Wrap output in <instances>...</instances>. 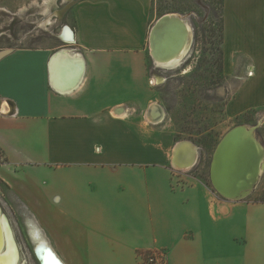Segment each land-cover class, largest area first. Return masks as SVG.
<instances>
[{
  "label": "crops",
  "instance_id": "0c3cea01",
  "mask_svg": "<svg viewBox=\"0 0 264 264\" xmlns=\"http://www.w3.org/2000/svg\"><path fill=\"white\" fill-rule=\"evenodd\" d=\"M151 6L80 0L71 38L0 57V181L63 264H137L154 249L168 264H264V142L253 135L263 173L252 191L225 199L189 174L202 153L173 169L174 137L145 118ZM221 24L234 119L264 109V0H222Z\"/></svg>",
  "mask_w": 264,
  "mask_h": 264
},
{
  "label": "rangeland",
  "instance_id": "374dc122",
  "mask_svg": "<svg viewBox=\"0 0 264 264\" xmlns=\"http://www.w3.org/2000/svg\"><path fill=\"white\" fill-rule=\"evenodd\" d=\"M79 1L0 0V57L17 49L55 44L56 39H63L67 33L71 38L74 31L72 9ZM221 3L222 0H152L151 6L154 19L171 13L183 16L192 36L187 55L177 68L159 69L150 61L148 63L153 84L152 101L162 115L159 131L161 136L167 133L173 136L174 144L189 141L202 153L200 164L196 161V168L189 174L211 190L212 155L229 131L240 125L257 127L256 136L264 142V123L260 120L264 118V109L234 119H229L224 111L234 91L221 69ZM147 116H151L148 111L145 118ZM154 121L159 122L158 119ZM0 213L13 232L17 250L19 248V262L39 264L28 226L29 220L38 222L22 204L12 201L9 189L1 181Z\"/></svg>",
  "mask_w": 264,
  "mask_h": 264
},
{
  "label": "water",
  "instance_id": "95a60500",
  "mask_svg": "<svg viewBox=\"0 0 264 264\" xmlns=\"http://www.w3.org/2000/svg\"><path fill=\"white\" fill-rule=\"evenodd\" d=\"M186 34L187 28L181 19L174 16L169 17L166 14L160 16L149 32L150 54L151 48L157 51V42H159V44L163 45V51L160 54L173 57L180 52L184 39H186ZM242 127H246V125L236 126L223 137L214 152L210 164L211 184L216 192L225 199L237 200L246 197L257 183L256 180H253L251 189H243L241 187L245 176L248 177V181L254 177L257 164L256 146L253 142H251L252 145H246V141H244L240 131ZM253 128L255 130L256 127ZM254 136L256 139L255 132ZM258 144L262 147L259 142ZM184 151H187L189 155L191 154L190 159L194 157L195 162L197 148L189 141L178 142L173 147L172 159V167L176 170H184L183 168H176L174 165L177 164V160ZM237 181L240 183H237ZM33 252L39 264H45V261L37 257L36 251L34 250Z\"/></svg>",
  "mask_w": 264,
  "mask_h": 264
},
{
  "label": "bare ground",
  "instance_id": "6f19581e",
  "mask_svg": "<svg viewBox=\"0 0 264 264\" xmlns=\"http://www.w3.org/2000/svg\"><path fill=\"white\" fill-rule=\"evenodd\" d=\"M166 15H168L169 17L174 16V17L181 19L187 28L186 39H184L183 46H182L180 52L177 53L176 55H174L173 57H171V55L168 56V55L160 54L163 51V45H161V43L159 44V42H157V51L154 50L153 48H151V53L153 55L156 67H158L159 69L162 68L165 70L166 69L170 70V69L177 68L184 61V58L187 55V52H188L190 45H191L192 36H191V30H190L189 24L183 16L176 14V13H171V14H166ZM159 79L160 78H158V81H159ZM241 133H242L243 138L246 137V138H244L247 141L246 145L249 144L248 143L249 140H250L249 142H253L256 146V152H258L259 156L260 155L262 156V150L256 144V142L253 138V135H254V134H252L253 129L252 128H250V129L243 128ZM257 157H258V155H257ZM192 164H193V160L184 166H178L177 164H174V165L176 168H183L184 170H186L188 167H191ZM257 166L258 167L255 169V175L251 180L248 181L247 176H245V178H244V182H246V186L248 188L252 184L253 180L257 179L256 178L257 174H259V171H260L259 170L260 167L258 164H257ZM24 223H25V221H24ZM28 226H29V231H30V235L32 238L31 242H33L32 248H33V251L34 250L36 251L37 257L39 259H42L43 261H45V264H63L61 259L57 256V254L52 249L50 243L48 242V240L46 239V237L44 236V234L40 230V227L35 222V220H29ZM25 227H26V224H25ZM26 231H27V229H26ZM27 234H28V231H27ZM28 237H29V234H28ZM29 239H30V237H29ZM16 245L17 244H15V241L13 238V232H12L8 222H7V219L0 213V264H24V263L19 262V255H18V250H17Z\"/></svg>",
  "mask_w": 264,
  "mask_h": 264
},
{
  "label": "built area",
  "instance_id": "2783aa9c",
  "mask_svg": "<svg viewBox=\"0 0 264 264\" xmlns=\"http://www.w3.org/2000/svg\"><path fill=\"white\" fill-rule=\"evenodd\" d=\"M137 259V264H168L166 251L160 249L139 252Z\"/></svg>",
  "mask_w": 264,
  "mask_h": 264
},
{
  "label": "flooded vegetation",
  "instance_id": "af4514ba",
  "mask_svg": "<svg viewBox=\"0 0 264 264\" xmlns=\"http://www.w3.org/2000/svg\"><path fill=\"white\" fill-rule=\"evenodd\" d=\"M150 115L153 116V118L158 119L159 121H160L161 118H162V115H161L160 111H158V110L156 109V106H153V108H152V112H151ZM150 118H151V117H150Z\"/></svg>",
  "mask_w": 264,
  "mask_h": 264
}]
</instances>
